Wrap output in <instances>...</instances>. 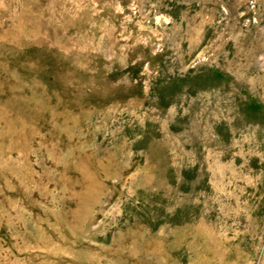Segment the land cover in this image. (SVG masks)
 <instances>
[{"label":"rangeland","instance_id":"374dc122","mask_svg":"<svg viewBox=\"0 0 264 264\" xmlns=\"http://www.w3.org/2000/svg\"><path fill=\"white\" fill-rule=\"evenodd\" d=\"M0 264H264V0H0Z\"/></svg>","mask_w":264,"mask_h":264}]
</instances>
